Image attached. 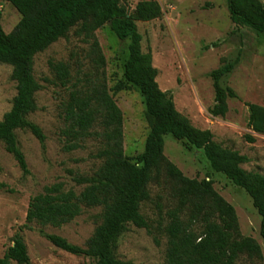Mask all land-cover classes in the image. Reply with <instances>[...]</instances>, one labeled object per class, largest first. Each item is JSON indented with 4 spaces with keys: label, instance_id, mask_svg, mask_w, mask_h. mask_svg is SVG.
Segmentation results:
<instances>
[{
    "label": "rangeland",
    "instance_id": "obj_1",
    "mask_svg": "<svg viewBox=\"0 0 264 264\" xmlns=\"http://www.w3.org/2000/svg\"><path fill=\"white\" fill-rule=\"evenodd\" d=\"M141 1L150 0H123V4L133 12ZM154 1L162 6L163 16L138 22L137 26L143 37V52L152 54L161 90L172 93L177 110L192 126L211 131L217 144L247 157L248 162L242 165L245 171L264 175V135L248 126V105L264 107V35L234 24L227 0ZM236 5L254 21H264V0H236ZM0 12L3 29L10 34L22 16L7 0H0ZM95 35L104 64L94 52L93 40L78 35L77 28L35 57L34 76L43 88L37 94L39 109L29 120L46 135V150L30 132H16L30 171L25 176L5 145L0 144V258L21 237L32 264L96 263L92 258L58 249L44 234L58 235L85 247L102 223V209H84L81 216L61 228L27 222L31 200L46 187L61 183L66 191L80 194L87 185H80L77 179L92 177L102 165L97 158L105 146L100 126L92 130L94 135L77 142L78 149H67L76 143L66 134L67 108L73 93L85 94L105 86L124 115L125 155L136 163L145 151L152 127L143 96L134 88L115 92L124 80L128 43L121 42L109 25ZM224 60L238 63L222 81L224 88L237 95L228 100L229 111L223 118L211 114L215 105L211 74ZM60 63L69 69L66 84L52 68ZM12 72L10 65L0 63V122L12 109L17 95ZM165 156L190 179H212L215 190L235 208L243 237L252 238L261 246L262 259L243 256L236 264H264L261 218L246 191L213 171L202 151H189L170 135L165 136ZM173 189L174 184L165 175L150 184V200L142 205L150 231L129 225L119 241L118 258L134 264H167L164 228L170 220L169 213L177 208Z\"/></svg>",
    "mask_w": 264,
    "mask_h": 264
},
{
    "label": "trees",
    "instance_id": "obj_2",
    "mask_svg": "<svg viewBox=\"0 0 264 264\" xmlns=\"http://www.w3.org/2000/svg\"><path fill=\"white\" fill-rule=\"evenodd\" d=\"M22 16L15 29L7 34L2 26L0 12V63L13 68L12 80L17 84V95L12 109L0 122V144L18 162L24 175L30 174L16 132L28 131L46 150L47 137L41 127L29 120L39 109L37 94L42 90L34 76L35 57L45 52L77 28V34L93 40L94 52L101 63L96 32L109 25L115 36L128 43L124 65V80L115 88L119 93L136 89L144 98L151 132L145 151L134 163L124 151V115L105 86L91 92L72 94L67 108L69 128L66 134L76 143L69 151L79 148L80 140L94 135L100 126L105 146L97 158L102 165L92 177L77 179L87 185L77 194L66 191L61 183L45 188L31 200L27 222L61 228L70 224L84 209H102V223L85 247L71 244L58 235L44 237L58 249L75 256L96 260L95 264H134L117 256L119 241L129 225L150 231V224L142 214V205L150 200L149 186L165 175L174 184L177 208L169 213L164 228L167 237V264H236L243 256L262 259V249L256 240L243 237L235 208L214 188L212 179L198 181L186 177L165 156V136H172L189 151H202L211 168L250 196L261 218V236L264 240V175L247 172L242 165L248 158L223 148L214 141L209 130L192 126L176 108L170 92L161 90L158 71L153 66L152 54L142 49L143 37L138 22H151L163 16L162 6L154 0L141 1L130 12L123 0H7ZM231 20L236 25L248 26L264 35V21L256 22L237 9L236 0H227ZM264 19V14H263ZM236 62L223 61L212 72L215 89L214 117H225L228 100L237 98L222 81L233 73ZM64 84L69 69L63 64L52 65ZM249 128L264 135V107L249 104ZM250 141L254 142L253 138ZM32 264L27 247L17 237L0 258V264Z\"/></svg>",
    "mask_w": 264,
    "mask_h": 264
}]
</instances>
